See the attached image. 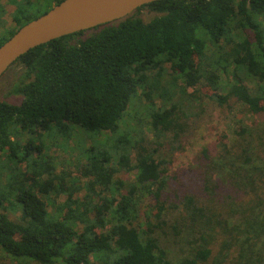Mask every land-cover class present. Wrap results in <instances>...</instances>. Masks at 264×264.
I'll return each instance as SVG.
<instances>
[{
  "label": "trees",
  "instance_id": "1",
  "mask_svg": "<svg viewBox=\"0 0 264 264\" xmlns=\"http://www.w3.org/2000/svg\"><path fill=\"white\" fill-rule=\"evenodd\" d=\"M7 1L14 27L0 28V46L63 0ZM142 10L156 15L145 21ZM15 63L24 68L13 88L20 101L0 100L7 157L0 166V248L7 255L34 264H206L225 230L235 236L220 245L216 261L232 254L237 264H264V131L244 127L222 153L204 150L201 194L170 190L164 155L205 112L188 87L203 83L222 108L264 113V0L153 1ZM167 64L170 83L163 82ZM156 97L161 105H146ZM75 128L94 139L81 151L92 177L83 200L56 180V159L44 157L42 143L43 132L67 140ZM107 132V145L94 137ZM132 171L135 179L125 182ZM64 193L67 201L55 205L52 197Z\"/></svg>",
  "mask_w": 264,
  "mask_h": 264
},
{
  "label": "rangeland",
  "instance_id": "2",
  "mask_svg": "<svg viewBox=\"0 0 264 264\" xmlns=\"http://www.w3.org/2000/svg\"><path fill=\"white\" fill-rule=\"evenodd\" d=\"M14 7L11 6L7 0L0 1V28L12 29L14 27L11 22L10 15ZM140 17L143 20L149 21L156 14L142 10ZM24 68L21 64L15 63L8 69V71L0 78V100H6L12 103H18L20 96L13 92L14 86L21 80ZM172 70L170 64L165 66L163 82L168 81L172 76ZM222 81L226 82L227 76L222 77ZM223 82V83H224ZM177 83L180 86L185 87V82L179 79ZM252 85V83L250 84ZM189 93L198 92L201 98V105L204 107L205 112L197 122L192 133L179 144L176 143L177 148L174 151H170V146L166 144L164 149V155L168 160L167 168L170 179V190L173 193L184 194L186 192L202 193V177L203 170H199L202 165L205 164V159L201 156L204 150H207L209 155L216 156L222 153V149L225 144H230L237 137V132L242 128L247 127L255 131L258 135V131H264V113L253 114L248 112L242 105L237 104L230 110L222 108L216 102L212 101L209 96L213 91L203 85L198 84L195 87L187 88ZM162 100L159 97L154 98L153 102H146V105L153 104L154 107L161 105ZM139 102L134 100L132 109L135 106L138 107ZM130 111V108L128 109ZM129 115H125L123 125L129 123ZM43 131H41L42 133ZM44 138L42 143L44 146V157H54L56 159V171L55 178L58 182H63L65 187H70L73 191V198L83 200L87 192V186L92 182V177L86 172L87 162L84 156L81 155L82 146L88 147L93 143V137L82 133L80 129H71L70 137L65 140L61 136H52L43 132ZM29 134L23 135L20 139L23 144L28 141ZM109 132L95 135L99 141L107 145V137ZM146 138H150L152 133L150 130H145ZM175 144V143H174ZM173 144V146H174ZM179 145V146H178ZM108 147V146H107ZM169 149V150H168ZM171 152V153H170ZM6 154L0 150V166L6 167ZM132 163L136 162L135 155H132ZM7 173L4 170V175L1 179H6ZM136 171H132L125 182L133 181L135 179ZM69 192V190L67 191ZM68 198V193H64L61 196L52 197L55 205L61 206ZM95 201L99 199V196H94ZM151 200L147 199L144 205H150ZM55 205H50V211H56ZM12 209L7 208L3 212H10ZM13 212V211H12ZM10 212V217L15 218L16 214ZM19 215V213H17ZM107 227L100 233H106ZM234 234L226 233L225 230L219 231V235L216 236L214 242V253L212 259L206 264H237L234 255H229L224 262L216 261L220 252V245L226 241H233ZM176 253V250H175ZM0 264H34L28 261H21L12 258L7 255L2 248H0Z\"/></svg>",
  "mask_w": 264,
  "mask_h": 264
},
{
  "label": "water",
  "instance_id": "3",
  "mask_svg": "<svg viewBox=\"0 0 264 264\" xmlns=\"http://www.w3.org/2000/svg\"><path fill=\"white\" fill-rule=\"evenodd\" d=\"M157 0H63L0 46V78L24 54L52 40L122 20Z\"/></svg>",
  "mask_w": 264,
  "mask_h": 264
}]
</instances>
